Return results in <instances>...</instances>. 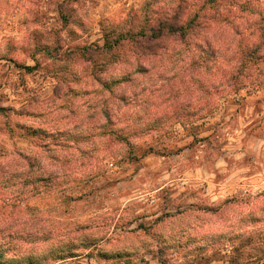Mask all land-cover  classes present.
<instances>
[{
  "label": "clouds",
  "instance_id": "1",
  "mask_svg": "<svg viewBox=\"0 0 264 264\" xmlns=\"http://www.w3.org/2000/svg\"><path fill=\"white\" fill-rule=\"evenodd\" d=\"M0 264H264V0H0Z\"/></svg>",
  "mask_w": 264,
  "mask_h": 264
},
{
  "label": "trees",
  "instance_id": "2",
  "mask_svg": "<svg viewBox=\"0 0 264 264\" xmlns=\"http://www.w3.org/2000/svg\"><path fill=\"white\" fill-rule=\"evenodd\" d=\"M36 67H38V65Z\"/></svg>",
  "mask_w": 264,
  "mask_h": 264
}]
</instances>
